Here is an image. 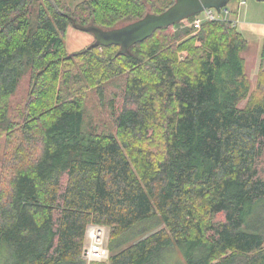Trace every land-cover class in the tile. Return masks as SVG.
<instances>
[{
	"label": "trees",
	"instance_id": "obj_1",
	"mask_svg": "<svg viewBox=\"0 0 264 264\" xmlns=\"http://www.w3.org/2000/svg\"><path fill=\"white\" fill-rule=\"evenodd\" d=\"M174 1L0 0V264H264V42L253 89L228 20L66 49Z\"/></svg>",
	"mask_w": 264,
	"mask_h": 264
},
{
	"label": "rangeland",
	"instance_id": "obj_2",
	"mask_svg": "<svg viewBox=\"0 0 264 264\" xmlns=\"http://www.w3.org/2000/svg\"><path fill=\"white\" fill-rule=\"evenodd\" d=\"M67 5L73 7L82 0H62ZM239 0H231L226 8L232 13L230 19L236 20L237 31L243 36L247 43L246 50L242 53V58L245 64V73L251 83L252 89L255 86V80L257 73L261 67V49L264 42V1L258 0H240L244 1V5L238 8ZM191 21L184 20L181 22V28H188ZM180 24V23H179ZM124 25V24H122ZM121 26V25H120ZM119 27V26H118ZM200 29V28H199ZM198 29V30H199ZM196 33L197 29H194ZM94 42V38L91 34L84 33L69 27L67 30L65 45L66 49L70 54L78 52ZM180 59L186 56V53L182 52ZM24 89L20 90V95L24 94ZM92 105L89 106V105ZM100 107L97 102V98L93 93L88 95V107L87 116L94 117L99 124L105 122L107 126L110 125L109 120H107V114L104 109L99 113ZM4 141L0 139V157L3 152ZM108 228H105V238L104 245H107L108 240ZM88 244V240L85 239L84 245ZM122 246V245H121ZM121 246L119 248L121 249ZM99 262H92L86 264H97ZM170 263V262H166Z\"/></svg>",
	"mask_w": 264,
	"mask_h": 264
},
{
	"label": "water",
	"instance_id": "obj_3",
	"mask_svg": "<svg viewBox=\"0 0 264 264\" xmlns=\"http://www.w3.org/2000/svg\"><path fill=\"white\" fill-rule=\"evenodd\" d=\"M231 0H175L174 4L160 14L147 13L143 18L103 30L94 25L80 26L71 20L73 29L91 34L94 42L89 47H119V54H127L129 49L141 43L161 29L169 28L191 18L204 10L215 9L217 12L224 8ZM264 1V0H258Z\"/></svg>",
	"mask_w": 264,
	"mask_h": 264
},
{
	"label": "built area",
	"instance_id": "obj_4",
	"mask_svg": "<svg viewBox=\"0 0 264 264\" xmlns=\"http://www.w3.org/2000/svg\"><path fill=\"white\" fill-rule=\"evenodd\" d=\"M244 5V1H238V8ZM231 12L226 8H221L219 12L215 9L204 10L195 15L189 23V27L199 29L204 22H211L216 20H228L233 26L237 25L236 20L230 19ZM184 22V21H183ZM105 227L99 225H89L86 230L85 239L88 244L83 248V259L88 263L103 262L108 258V249L104 245Z\"/></svg>",
	"mask_w": 264,
	"mask_h": 264
}]
</instances>
